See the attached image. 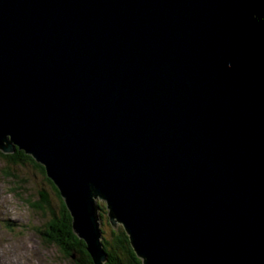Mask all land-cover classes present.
Here are the masks:
<instances>
[{
	"label": "water",
	"instance_id": "1",
	"mask_svg": "<svg viewBox=\"0 0 264 264\" xmlns=\"http://www.w3.org/2000/svg\"><path fill=\"white\" fill-rule=\"evenodd\" d=\"M262 0H0V151L44 165L94 264L101 208L144 264H264Z\"/></svg>",
	"mask_w": 264,
	"mask_h": 264
},
{
	"label": "rangeland",
	"instance_id": "2",
	"mask_svg": "<svg viewBox=\"0 0 264 264\" xmlns=\"http://www.w3.org/2000/svg\"><path fill=\"white\" fill-rule=\"evenodd\" d=\"M260 16L264 21V2ZM6 168L0 160V264H73L58 248L43 240L41 231L50 220L51 212L38 211L28 201L39 202L40 192L44 190L52 205L58 206L59 198L46 177L30 164L10 167L15 175L12 177H5ZM97 203L102 207L104 237L109 240L113 230L123 225L117 224L116 229L112 227L105 202L98 199Z\"/></svg>",
	"mask_w": 264,
	"mask_h": 264
},
{
	"label": "trees",
	"instance_id": "3",
	"mask_svg": "<svg viewBox=\"0 0 264 264\" xmlns=\"http://www.w3.org/2000/svg\"><path fill=\"white\" fill-rule=\"evenodd\" d=\"M263 2L264 0H262L260 10L263 9ZM259 21L264 27L262 16L259 17ZM0 160L7 166L4 172L5 177L15 176L10 167L20 164H30L40 174L46 177V180L52 186L53 192H55L57 198H59L58 206L55 208L52 205L48 193L44 190L40 192L41 200L39 202L35 203L30 199L28 200L32 208L38 211L41 210L42 212L46 210L51 212L50 220L41 231L43 240L50 246L58 248L60 253L67 257V259L71 260L73 264H94L88 251L87 243L80 239L74 232L72 215L61 196L60 190L54 184L52 179L48 177L46 167L18 148H16L14 154H5L0 151ZM100 208L102 210V207ZM110 225L112 226L111 223ZM102 232L103 248L108 255V261L104 264H144L143 260L138 257L136 251L133 249L130 237L125 228L120 227V229L113 230L112 237L109 240L104 237L103 230Z\"/></svg>",
	"mask_w": 264,
	"mask_h": 264
}]
</instances>
